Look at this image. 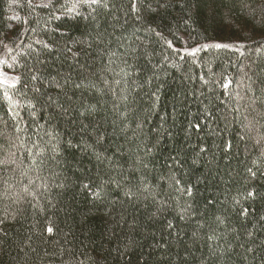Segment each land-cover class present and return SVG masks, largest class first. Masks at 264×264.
<instances>
[{"label":"trees","instance_id":"1","mask_svg":"<svg viewBox=\"0 0 264 264\" xmlns=\"http://www.w3.org/2000/svg\"><path fill=\"white\" fill-rule=\"evenodd\" d=\"M107 3L0 0V264H264V0Z\"/></svg>","mask_w":264,"mask_h":264},{"label":"snow or ice","instance_id":"2","mask_svg":"<svg viewBox=\"0 0 264 264\" xmlns=\"http://www.w3.org/2000/svg\"><path fill=\"white\" fill-rule=\"evenodd\" d=\"M77 2H83V3L88 4V5L102 6V7H105V8H107L109 6L108 3H107V0H77ZM29 3H31V0H29ZM50 4H51V0H48L47 3H42L39 6L48 7V6H50ZM137 10L138 9H137L136 0H132V11H137ZM73 11H74V9H68L69 13H71ZM45 46L47 47V45H45ZM5 47L7 48V45H5ZM212 47L220 49V48H229L230 45L216 43V44H213ZM0 63H3V61H0ZM9 67H11V65H9ZM0 75H3V74H0ZM30 79L35 81V80H37V77L35 75H32L30 77ZM20 81H21V77L20 76L8 77V76L4 75L3 78H0V85H6L7 87H10V88H16L17 84L20 83ZM116 83H119V81H117ZM227 86L228 85H225V87H227ZM76 87L78 88L79 85L77 84ZM34 91L36 93H40L41 89L39 87H34ZM4 96H5V99L8 101V103L10 105H12L13 108H15L16 105L13 104V97L8 95L7 91L4 92ZM49 99H51V98L49 97ZM30 107L34 109L35 108V104H31ZM32 115L34 116L35 113L33 112ZM67 145H68L69 148H71L73 146L71 140H69L67 142ZM40 163H43V161L41 160ZM32 164L33 165H37V161L33 160ZM249 172H252V170L249 169ZM253 175H255V173H253ZM33 183H35V181L30 180L28 185L23 186V192L28 194L29 196H31L33 199H36L40 188L43 187L44 190L47 191L48 185H47V183L45 181L41 185H36V189L35 190L30 191V187H31V185ZM84 187L87 188L88 185H85ZM184 191L186 192L187 195H189V196L192 195V192H191L190 188L189 189H185ZM96 195H99V193H96ZM248 195L249 196H254V193L253 192H249ZM129 198H131V197L129 196ZM29 203H31V201H29ZM245 212H246V210H245ZM181 218H183V217H181ZM47 232L49 234H51L53 232V229L51 227H48L47 228ZM212 238L213 237H209V239H212Z\"/></svg>","mask_w":264,"mask_h":264},{"label":"rangeland","instance_id":"3","mask_svg":"<svg viewBox=\"0 0 264 264\" xmlns=\"http://www.w3.org/2000/svg\"><path fill=\"white\" fill-rule=\"evenodd\" d=\"M48 2V0H37V3L39 5H41L42 3H46ZM3 61V60H2ZM6 62L3 61V63L0 64V74H3V75H0V78H3L4 75L8 76L5 72H4V68H3V65L5 66Z\"/></svg>","mask_w":264,"mask_h":264}]
</instances>
